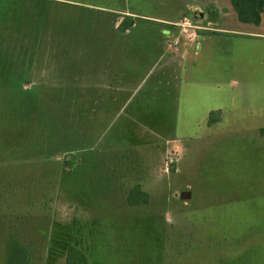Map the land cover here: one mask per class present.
I'll return each mask as SVG.
<instances>
[{"label":"rangeland","instance_id":"obj_1","mask_svg":"<svg viewBox=\"0 0 264 264\" xmlns=\"http://www.w3.org/2000/svg\"><path fill=\"white\" fill-rule=\"evenodd\" d=\"M205 1L0 0V264H264V37Z\"/></svg>","mask_w":264,"mask_h":264},{"label":"trees","instance_id":"obj_2","mask_svg":"<svg viewBox=\"0 0 264 264\" xmlns=\"http://www.w3.org/2000/svg\"><path fill=\"white\" fill-rule=\"evenodd\" d=\"M230 3L240 22L258 25L262 16H264V0H230ZM127 18L122 22L125 23L128 21V23H132L131 17ZM213 21H216V17L213 18ZM125 26L120 27V29L125 30L129 27ZM213 113H215V111H211L210 115ZM215 121L217 120L214 117H210L208 123L212 124ZM259 134L264 137V126L259 128ZM141 192L143 193L142 198L139 199L136 198L134 191L131 190L128 195V203L130 205L145 203L147 200L146 194H144L143 191ZM29 253V248L22 244L16 236L12 235L6 247L5 264H28ZM65 264H89V261L80 249L75 246H70Z\"/></svg>","mask_w":264,"mask_h":264},{"label":"crops","instance_id":"obj_3","mask_svg":"<svg viewBox=\"0 0 264 264\" xmlns=\"http://www.w3.org/2000/svg\"><path fill=\"white\" fill-rule=\"evenodd\" d=\"M206 3H205V5L204 6H208V5H210V4H213V5H215L216 7H217V9H218V20H216V22H214L216 25H219V24H221V16H222V13H223V9H221L215 2H213V0H206L205 1ZM182 6V5H181ZM181 6L179 7V8H181ZM199 7L200 6H195L194 8L196 9V10H198L199 9ZM179 8H177L176 10H174L173 12L174 13H178L180 10H179ZM131 14V13H130ZM175 14V15H176ZM133 17L135 16L134 15V13H132L131 14ZM178 15V14H177ZM188 17L189 15H187L186 13H181L180 14V17L179 18H172V19H161V18H155V19H157V20H162V21H178V20H181L180 18H183V17ZM263 17V16H262ZM151 19H153V18H151ZM263 20L261 19V21H260V23L258 24V25H254V27H261V31H258V30H252V29H247L248 31H242L243 29H241V30H239V29H234V28H231V27H224V26H220V27H218V28H212L214 31H217L218 32V34L219 35H223V36H231V37H237V36H248V37H254V38H257V37H264V22H262ZM147 23H151V22H147ZM155 24H157V27L155 28L156 29V31H157V34L156 35H154L153 36V38H154V40H153V42L155 43V44H161L162 43V40L159 38V36H158V33H159V35L160 36H162V35H165L166 36V34L167 35H169L171 38H172V40L171 41H168L167 40V42H165V44H166V46H165V50H167L171 55H176L177 53H178V55H180L181 56V58H183L185 55H186V53H187V50L189 49V46L195 41V43H196V45H198V41H196L195 39H197V38H199V39H202L203 37H208V36H210V34H204L203 32H200L201 34H199L198 33V35H197V33H196V35H195V32H193L192 34L193 35H190L189 36V34H186L185 35V37H184V39H183V41L181 40L180 41V39H179V44H178V46L177 45H175L174 46V40L176 39H173V37L174 36H176L175 35V32H173L172 30L171 31H168V30H166L167 28L166 27H168V25L166 24V27L164 28V27H162L161 25L162 24H159L158 22H156V20H155V22H154ZM138 24H140L136 19L134 20V22H132V23H130V26L125 30V31H129V32H131V30H134V29H136V27L138 26ZM260 24H262V25H260ZM217 27V26H216ZM164 32H165V34H164ZM214 35H216V34H214ZM197 36V37H196ZM218 36V35H217ZM194 37H196V38H194ZM200 41V40H199ZM174 46V47H173ZM159 52V51H158ZM147 53H149V52H147ZM163 54V51H161V53L156 57V59L158 58H160V56ZM176 57L177 56H175L174 57V59H176ZM157 59V60H158ZM181 63V62H180ZM117 88H122V86H119V87H117ZM248 113H250V110L248 111V110H246ZM256 114H264V107H262V110H260V112H258V113H256Z\"/></svg>","mask_w":264,"mask_h":264},{"label":"water","instance_id":"obj_4","mask_svg":"<svg viewBox=\"0 0 264 264\" xmlns=\"http://www.w3.org/2000/svg\"><path fill=\"white\" fill-rule=\"evenodd\" d=\"M180 196H181L182 198H187V197L190 196V192H189V191H182V192L180 193Z\"/></svg>","mask_w":264,"mask_h":264},{"label":"built area","instance_id":"obj_5","mask_svg":"<svg viewBox=\"0 0 264 264\" xmlns=\"http://www.w3.org/2000/svg\"><path fill=\"white\" fill-rule=\"evenodd\" d=\"M182 23L183 24H189V25L191 24L188 17H186V16L184 17V20L182 21ZM194 26H197V25L195 24ZM175 42H177V41L175 40Z\"/></svg>","mask_w":264,"mask_h":264}]
</instances>
